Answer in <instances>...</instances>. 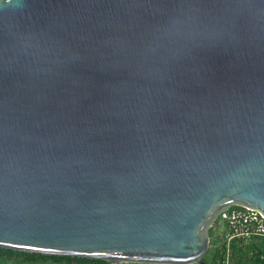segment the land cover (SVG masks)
Instances as JSON below:
<instances>
[{"label": "water", "instance_id": "1", "mask_svg": "<svg viewBox=\"0 0 264 264\" xmlns=\"http://www.w3.org/2000/svg\"><path fill=\"white\" fill-rule=\"evenodd\" d=\"M264 216V0H0V247L201 261Z\"/></svg>", "mask_w": 264, "mask_h": 264}, {"label": "trees", "instance_id": "2", "mask_svg": "<svg viewBox=\"0 0 264 264\" xmlns=\"http://www.w3.org/2000/svg\"><path fill=\"white\" fill-rule=\"evenodd\" d=\"M234 207H238L235 205ZM216 219L208 228L209 243L211 245L214 235L216 233ZM231 256L230 264H264V239L251 240L249 242L233 240L230 243ZM225 248L222 247V254L220 250H214L209 246L202 256L201 261L193 264H220V259L224 258ZM19 258L24 262L47 261L62 264H111L104 259L85 258V257H71L41 254L35 252H24L13 250L9 248L0 247V261L8 260L10 258ZM123 264H147V263H123Z\"/></svg>", "mask_w": 264, "mask_h": 264}, {"label": "built area", "instance_id": "3", "mask_svg": "<svg viewBox=\"0 0 264 264\" xmlns=\"http://www.w3.org/2000/svg\"><path fill=\"white\" fill-rule=\"evenodd\" d=\"M216 233L212 243L208 244L214 250L225 248L224 258L220 264H230L231 247L233 240L249 242L264 239V216L256 209L243 206H231L222 211L216 218Z\"/></svg>", "mask_w": 264, "mask_h": 264}, {"label": "rangeland", "instance_id": "4", "mask_svg": "<svg viewBox=\"0 0 264 264\" xmlns=\"http://www.w3.org/2000/svg\"><path fill=\"white\" fill-rule=\"evenodd\" d=\"M209 247V245H208ZM0 264H56L54 262H47V261H37V262H33V263H30V262H24L22 260H20L19 258H16V257H13V258H10L8 260H4V261H0ZM57 264H62V263H57ZM74 264V263H72ZM193 264V263H192Z\"/></svg>", "mask_w": 264, "mask_h": 264}]
</instances>
